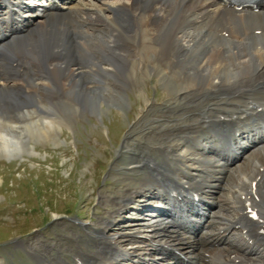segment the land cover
I'll list each match as a JSON object with an SVG mask.
<instances>
[{"label": "bare ground", "instance_id": "obj_1", "mask_svg": "<svg viewBox=\"0 0 264 264\" xmlns=\"http://www.w3.org/2000/svg\"><path fill=\"white\" fill-rule=\"evenodd\" d=\"M61 1L63 7L38 9L0 0V157L35 154L19 118L45 124L49 131L36 133L43 139L66 122L36 121L35 106L48 112L38 99L66 96L77 100L78 112L101 109L100 99L123 101L125 84L137 74L144 79L146 65L167 87L169 79L180 82L176 104L181 98L187 120L162 130L173 143L155 144L158 158L144 153L142 166L154 173L116 200L108 222L96 230L80 224L94 251H77L72 264H264V4L237 10L223 0H95L104 5L98 12ZM29 97L33 103L23 99ZM200 102L207 105L196 115L191 105ZM61 106V116L75 111ZM235 171L244 173L238 178ZM219 172L237 177L231 203L214 202L205 191ZM207 200L213 208H201ZM132 206L146 220L118 229ZM250 208L257 219H249ZM218 211L226 217L218 219Z\"/></svg>", "mask_w": 264, "mask_h": 264}, {"label": "rangeland", "instance_id": "obj_2", "mask_svg": "<svg viewBox=\"0 0 264 264\" xmlns=\"http://www.w3.org/2000/svg\"><path fill=\"white\" fill-rule=\"evenodd\" d=\"M12 1L16 4L21 2L23 7L29 4L33 8L47 3L46 0ZM54 1L63 7L61 1ZM107 3L109 7H115L114 2ZM72 4L76 9L89 7L98 12V6L104 7L95 0H74ZM146 67L149 71L144 79L137 74L136 80L129 79L125 84L123 101L112 103L106 98L100 99L98 105L101 109L78 112L75 108L78 107L77 100L66 96L46 103L37 98L38 103L44 104L43 110L48 112L46 115L37 113L39 109L35 106L33 118H37L36 121L47 118L57 123L63 117L66 119L59 130L50 132V136L55 134L49 139L36 134L42 129L49 131L48 127L44 128L45 124L30 123L27 115L16 121L22 130L23 142L33 147L35 154H23L22 158L15 159L0 157V264H56L60 259L72 264L77 251H94L93 238H88L80 224L90 230L100 228V223L110 220L116 200L128 197L129 191L142 186L146 183L143 181L154 173L149 169L148 175L147 168H143L142 162L148 163L145 160L148 155L144 153L158 158L155 144L173 143L161 134L162 130L167 127L176 130V124L187 120L181 113V98L182 105L176 104L180 82L169 79L170 89L159 79L157 72L150 71L148 65ZM23 99L33 100L31 97ZM195 99L194 95L188 102ZM67 103L75 111L61 116L60 107ZM205 105V102H200L198 107L192 104L191 109H196L193 113L198 115L199 108H205ZM163 112H168V115L163 117ZM159 157L162 159V155ZM241 161L233 167H238ZM240 173L244 171H235L234 174L240 178ZM230 176L219 172L214 179L211 175L207 179L210 182L204 186L210 189L204 190L214 202H232L231 193L237 191L238 184L237 177L232 179ZM139 205L140 210L148 208L145 202H139ZM213 207L214 204L210 208ZM223 217L226 214L218 211L217 218L222 220ZM131 219L146 220V213L141 215L132 206L118 218L122 223L118 229H126L122 226ZM75 242L80 243L77 250Z\"/></svg>", "mask_w": 264, "mask_h": 264}]
</instances>
